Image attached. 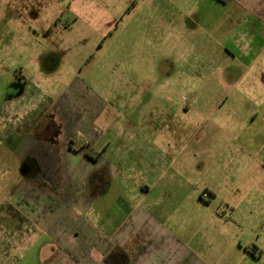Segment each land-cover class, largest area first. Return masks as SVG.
Masks as SVG:
<instances>
[{
  "label": "rangeland",
  "instance_id": "obj_1",
  "mask_svg": "<svg viewBox=\"0 0 264 264\" xmlns=\"http://www.w3.org/2000/svg\"><path fill=\"white\" fill-rule=\"evenodd\" d=\"M177 2L0 0V93L9 85V93H15L21 75L29 85L19 104L34 108L32 86L54 100L70 89L76 98L68 100L64 93L66 113L58 105L38 119L31 113L29 122H51L55 139L60 138V122L74 141L81 136V125L75 122L85 112L78 104H93L94 112L101 105L113 108L117 120L104 136L110 143L114 140L112 155L123 145L126 151L117 161L126 164L131 161L129 145L147 151L145 168H137L141 171H135L129 185L143 179L167 185L204 181L217 192L209 207L191 204L151 211L180 239L182 264H264V182L255 189L243 171L250 161L240 146L257 151L263 144L264 149V71L254 76L259 65L264 69V32L253 48L259 59L241 76L245 64L225 54L219 58L211 53L214 47L192 48L176 37ZM42 70L47 75L42 76ZM1 100L2 94L0 112L8 110ZM2 117L0 113V122ZM111 133L118 137L111 138ZM39 134L47 137L50 132ZM9 140L0 141L1 206L25 166L32 164V159L21 162L11 152ZM164 169L169 170L160 181ZM119 178L114 184L122 193ZM119 193L112 191L106 198L110 201ZM233 207L235 219L229 213ZM0 212L8 227H14L10 215L15 207L4 204ZM9 242L2 238L0 264H34V249L20 255L4 249Z\"/></svg>",
  "mask_w": 264,
  "mask_h": 264
},
{
  "label": "crops",
  "instance_id": "obj_2",
  "mask_svg": "<svg viewBox=\"0 0 264 264\" xmlns=\"http://www.w3.org/2000/svg\"><path fill=\"white\" fill-rule=\"evenodd\" d=\"M263 10L264 0H178L175 13L178 20L174 19L173 28L176 37L192 48L214 47L217 52L211 53L220 54L219 58L225 54L245 64L243 76L259 59L253 48L264 32ZM263 71L261 64L255 78ZM41 75L47 74L42 70ZM21 78L20 75L17 79L21 84L15 93H9L11 85L0 93L4 108L10 107L0 112L3 113L0 141L3 143L10 137L7 143H12L13 149L9 150L21 162L32 159V164L29 168L25 166L27 170L0 204L2 209L8 203L15 207L10 215L14 227H8L5 214L0 212V243L2 238L10 240L4 249L20 255L34 249V264H123L121 253L129 257V264H182L180 239L165 230L151 211L186 205L209 207L217 199L214 187L204 181L201 185H167L148 183L145 179L129 185L137 168H145L147 151L142 145V150L129 145L127 156L131 161L126 164L117 161L118 155L126 151L123 145H118L112 155L114 140L110 143L104 136L117 120L113 108L101 105L94 112L93 104H78L85 112V117L80 114L82 119L75 122L81 125V136L74 141L65 123L60 122V138L55 139L51 122L44 125L29 122L31 113L34 111V118L38 119L42 112L57 105L65 112L68 104L61 105L63 95L75 100L74 91V96L69 89L54 100L34 85V108L27 104L23 108L19 102H24L29 81ZM13 80L14 77L9 82L13 84ZM39 132H50L52 136L44 137ZM116 136L111 133V138ZM75 142L78 146L74 147ZM240 146L244 158L250 161L243 171L250 175L257 190L264 182L263 144L257 151L241 143ZM168 170H162L160 181ZM175 176L183 179L184 174L176 171ZM117 178L124 187L122 193L116 190ZM112 191L119 194L109 201L106 197ZM200 191L202 194L198 195ZM159 212L157 216H161ZM229 213L235 219L236 208H230ZM219 219L225 222L220 216Z\"/></svg>",
  "mask_w": 264,
  "mask_h": 264
},
{
  "label": "trees",
  "instance_id": "obj_3",
  "mask_svg": "<svg viewBox=\"0 0 264 264\" xmlns=\"http://www.w3.org/2000/svg\"><path fill=\"white\" fill-rule=\"evenodd\" d=\"M121 257L123 258V264H129V257L125 253H121Z\"/></svg>",
  "mask_w": 264,
  "mask_h": 264
}]
</instances>
